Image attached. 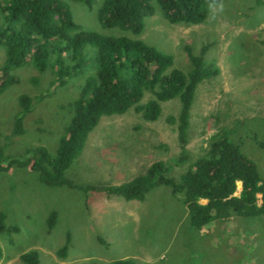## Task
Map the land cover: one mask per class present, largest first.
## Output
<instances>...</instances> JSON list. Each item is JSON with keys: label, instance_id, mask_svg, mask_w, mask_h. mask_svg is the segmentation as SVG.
<instances>
[{"label": "rangeland", "instance_id": "1", "mask_svg": "<svg viewBox=\"0 0 264 264\" xmlns=\"http://www.w3.org/2000/svg\"><path fill=\"white\" fill-rule=\"evenodd\" d=\"M61 1L84 31L139 39L170 55L172 67L183 73L190 69L184 47L197 54L204 45V63L217 70L194 90L183 150L176 133V98L160 103L154 121L128 109L98 120L81 153L64 171L69 183L79 188L117 185L157 161L166 167V176L177 181L205 157L219 131L253 162L264 182V0L206 5L204 21L197 25L169 24L154 5L137 36L100 28L96 13L101 0H93L90 9ZM4 59L0 47V76ZM90 63L70 76L49 65L39 73L27 62L6 71L15 82L0 93L1 166L27 160L34 148L55 155L79 87L94 72ZM20 97L27 98V111L22 133L12 135L14 119L23 109ZM150 98L145 93L139 104ZM84 193L45 185L28 167L13 164L0 170V213L4 225L15 228L0 234V264H23L19 256L28 251L37 253V264H111L117 259L134 264H264V216L231 215L195 230L188 224L181 195L168 187H153L142 201ZM51 213L54 220L48 228ZM66 238V256L60 259L55 252Z\"/></svg>", "mask_w": 264, "mask_h": 264}, {"label": "trees", "instance_id": "2", "mask_svg": "<svg viewBox=\"0 0 264 264\" xmlns=\"http://www.w3.org/2000/svg\"><path fill=\"white\" fill-rule=\"evenodd\" d=\"M72 1L87 9L93 3V0ZM220 1L101 0L96 16L102 29H116L137 36L145 20L153 15L154 5L169 24L197 25L204 21L206 5ZM0 47L5 58L0 93L15 82L6 71L26 62L39 73L49 65L65 76L80 71L90 62L94 67V72L85 77L77 98L72 102V115L55 155L50 157L43 148H34L28 151L30 157L27 160L8 161L6 167L0 165V170L16 164L36 172L39 181L50 187L65 185L81 189L84 194L103 193L125 201H142L153 187H168L171 193L181 195L188 224L195 230L231 215L264 216V182L253 162L240 152L224 131L211 138L205 157L190 165L177 181L166 176V167L159 161L151 163L141 175L117 185L79 188L64 178V171L81 153L88 133L101 117L121 115L132 109L142 119L154 121L159 115L160 103L174 98L179 102L176 133L183 150L194 90L202 80L217 72L214 66L203 61L206 46H201L197 54L184 47L190 69L183 73L172 67L170 55L139 39L82 30L73 22L67 4L61 0H0ZM4 74L7 75L5 78ZM145 93L151 94L152 98L139 104ZM19 100L23 109L14 119L12 135L22 133V116L27 111V98L20 97ZM167 121L174 122L172 118ZM1 155L0 151V158ZM3 220L0 213V234L13 232L15 228L6 227ZM53 220L54 214L51 213L48 228ZM67 243L66 238L65 244L55 252L58 258H65ZM19 260L23 264H37V253L25 252ZM111 264L134 262L117 259Z\"/></svg>", "mask_w": 264, "mask_h": 264}, {"label": "clouds", "instance_id": "3", "mask_svg": "<svg viewBox=\"0 0 264 264\" xmlns=\"http://www.w3.org/2000/svg\"><path fill=\"white\" fill-rule=\"evenodd\" d=\"M223 6L221 5V8H222Z\"/></svg>", "mask_w": 264, "mask_h": 264}]
</instances>
